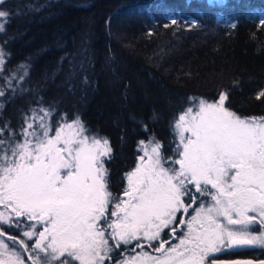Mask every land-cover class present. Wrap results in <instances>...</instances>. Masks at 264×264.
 <instances>
[{
	"label": "trees",
	"instance_id": "obj_1",
	"mask_svg": "<svg viewBox=\"0 0 264 264\" xmlns=\"http://www.w3.org/2000/svg\"><path fill=\"white\" fill-rule=\"evenodd\" d=\"M5 8L0 138L7 145L0 148L15 142L24 120L40 108L67 121L79 115L93 133L110 139L109 187L119 195L142 154L139 141L154 139L168 149L172 122L189 98L215 102L227 92L230 110L264 116V97L257 98L264 91V0H6ZM0 231L10 249L33 264L36 253L9 239L22 234L7 226ZM206 259L261 261L264 249Z\"/></svg>",
	"mask_w": 264,
	"mask_h": 264
},
{
	"label": "snow or ice",
	"instance_id": "obj_2",
	"mask_svg": "<svg viewBox=\"0 0 264 264\" xmlns=\"http://www.w3.org/2000/svg\"><path fill=\"white\" fill-rule=\"evenodd\" d=\"M5 5L0 0V18L10 15ZM3 56L0 51V66ZM227 98L224 92L215 102L199 99L187 107L172 122L168 149L140 140L143 154L119 195L109 187L110 139L93 133L79 115L53 124L51 108L38 109L17 140L0 148V229L22 234L9 239L36 253L33 264H115L113 253L123 246L152 248L153 242L161 257L144 252L120 264H205L209 254L264 248V116L242 117L225 106ZM0 145L7 142L0 138ZM177 231L179 243L165 250L170 241L162 234ZM8 247L0 239V249ZM21 257L13 249L0 264H24L28 257Z\"/></svg>",
	"mask_w": 264,
	"mask_h": 264
},
{
	"label": "rangeland",
	"instance_id": "obj_3",
	"mask_svg": "<svg viewBox=\"0 0 264 264\" xmlns=\"http://www.w3.org/2000/svg\"><path fill=\"white\" fill-rule=\"evenodd\" d=\"M211 2H216V3H219V4H221V3H223L225 0H210ZM219 18L221 19V20H223L227 25H229V24H235L234 22H230V20H224L223 18H222V16H219ZM259 20H260V22H264V13H260V16H259ZM193 21V23H196V21L195 20H192ZM200 98H189L188 100H187V105H186V108L187 107H189V106H193V104H194V102L195 101H198ZM210 102V101H209ZM186 108H185V110H186ZM184 110V111H185ZM37 112V111H36ZM36 112H32V114L31 115H35L36 114ZM183 114V113H182ZM30 116V115H29ZM28 116V117H29ZM28 117L24 120V124H25V122L27 121V119H28ZM49 119V121L50 122H52L53 124L56 122V121H59V120H61L60 119V117H57V118H54V116L52 115L50 118H48ZM67 122H69V123H71V121H67ZM35 123H39V120L37 119L36 121H35ZM153 141H150L149 143H145V145H147V146H149V148H150V146H151V143H152ZM143 154V153H142ZM147 159V158H146ZM4 209H3V207L2 206H0V211H3ZM178 218H180V217H178ZM185 219H187V217H185ZM165 231H167V230H165ZM184 231H186V229H184ZM253 231H254V234H256V235H259V233H260V228L258 227V226H255L254 227V229H253ZM178 233H181L180 231H177V233H176V236L175 237H170L169 239H164L165 241H170V243H165L164 244V249L165 250H167L169 247H170V245H175V244H177V243H179V238H182L181 237V235H178ZM0 239H2L5 243H7L8 245H9V247H8V249H0V252H3L4 253V255H0V259H3V260H8V257L10 256V254H11V249H10V243L7 241L8 239H6V238H4V237H0ZM29 243V242H28ZM157 245H156V243L155 242H153V246H152V248H148L147 247V245H145V247H143V248H133V246L132 245H127V246H125L126 247V250L123 252V254L120 256V257H116V255H113V257H114V261H115V264H120V261L121 260H124V261H126V262H131L134 258H137V257H140L141 256V253H144V252H147L148 253V255L149 256H152V257H161L163 254L162 253H160V252H156L154 249H155V247H156ZM250 248H261V247H248V248H244V249H250ZM262 249H264V248H262ZM217 254H220V253H213L212 254V256L213 257H217ZM66 255V254H65ZM62 257H58V259H61ZM208 259H206V257H205V264H213V262H215V264H220V262L221 261H233V260H220V259H209L208 261H207ZM235 260H250V259H235ZM250 261H252V264H261V262L262 261H264V260H261V261H256V260H250ZM24 264H27V263H25L24 262ZM77 264H79V262H77ZM106 264H113V261H107L106 262Z\"/></svg>",
	"mask_w": 264,
	"mask_h": 264
},
{
	"label": "water",
	"instance_id": "obj_4",
	"mask_svg": "<svg viewBox=\"0 0 264 264\" xmlns=\"http://www.w3.org/2000/svg\"><path fill=\"white\" fill-rule=\"evenodd\" d=\"M184 219H185V217H184Z\"/></svg>",
	"mask_w": 264,
	"mask_h": 264
}]
</instances>
